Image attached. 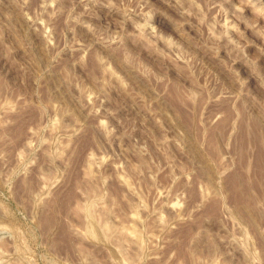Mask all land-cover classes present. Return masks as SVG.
Returning a JSON list of instances; mask_svg holds the SVG:
<instances>
[{"label":"rangeland","instance_id":"obj_1","mask_svg":"<svg viewBox=\"0 0 264 264\" xmlns=\"http://www.w3.org/2000/svg\"><path fill=\"white\" fill-rule=\"evenodd\" d=\"M0 264H264V0H0Z\"/></svg>","mask_w":264,"mask_h":264}]
</instances>
